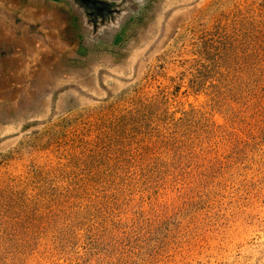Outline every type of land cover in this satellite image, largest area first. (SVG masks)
<instances>
[{
    "label": "rangeland",
    "instance_id": "374dc122",
    "mask_svg": "<svg viewBox=\"0 0 264 264\" xmlns=\"http://www.w3.org/2000/svg\"><path fill=\"white\" fill-rule=\"evenodd\" d=\"M106 2L105 94L0 136V264H264V0Z\"/></svg>",
    "mask_w": 264,
    "mask_h": 264
},
{
    "label": "crops",
    "instance_id": "0c3cea01",
    "mask_svg": "<svg viewBox=\"0 0 264 264\" xmlns=\"http://www.w3.org/2000/svg\"><path fill=\"white\" fill-rule=\"evenodd\" d=\"M85 1L0 0L1 137L25 128L26 118H49L83 91L105 94L99 80L111 69L100 60H123L120 43L100 34Z\"/></svg>",
    "mask_w": 264,
    "mask_h": 264
},
{
    "label": "water",
    "instance_id": "95a60500",
    "mask_svg": "<svg viewBox=\"0 0 264 264\" xmlns=\"http://www.w3.org/2000/svg\"><path fill=\"white\" fill-rule=\"evenodd\" d=\"M90 5V9H91V12L93 14L92 17L93 18V21L95 22L96 20H100L101 22H105V19L106 18V13L105 11H109V4L107 2H102V1H99V0H86L85 1V5ZM109 5V6H108ZM92 19V18H91Z\"/></svg>",
    "mask_w": 264,
    "mask_h": 264
},
{
    "label": "flooded vegetation",
    "instance_id": "af4514ba",
    "mask_svg": "<svg viewBox=\"0 0 264 264\" xmlns=\"http://www.w3.org/2000/svg\"><path fill=\"white\" fill-rule=\"evenodd\" d=\"M139 1H141V0H124V2H125L126 4H131V3H133V2L138 3Z\"/></svg>",
    "mask_w": 264,
    "mask_h": 264
}]
</instances>
